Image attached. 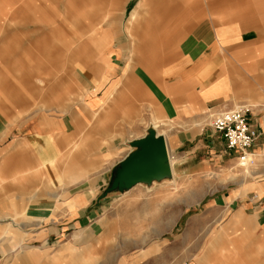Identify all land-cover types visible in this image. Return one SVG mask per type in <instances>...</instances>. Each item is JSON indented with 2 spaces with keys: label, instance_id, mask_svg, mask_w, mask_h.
<instances>
[{
  "label": "rangeland",
  "instance_id": "374dc122",
  "mask_svg": "<svg viewBox=\"0 0 264 264\" xmlns=\"http://www.w3.org/2000/svg\"><path fill=\"white\" fill-rule=\"evenodd\" d=\"M140 1L0 0V264L21 246L35 247L30 264H264V159L243 174L209 125L223 104L206 101L199 67L180 73L207 51L193 36L224 29L256 75L264 0H185L188 12L148 0L137 34L127 23ZM219 51L215 71L243 72ZM164 95L179 114L160 115ZM151 125L173 180L98 201Z\"/></svg>",
  "mask_w": 264,
  "mask_h": 264
},
{
  "label": "crops",
  "instance_id": "0c3cea01",
  "mask_svg": "<svg viewBox=\"0 0 264 264\" xmlns=\"http://www.w3.org/2000/svg\"><path fill=\"white\" fill-rule=\"evenodd\" d=\"M210 1L215 2L218 0H210ZM183 5L185 7L186 12H188V8H187L188 4L185 0H184ZM193 31H195V29H193L191 32ZM201 34L202 32L199 35L195 34L193 36L195 40V44L198 45L197 42L200 40L199 38L209 40L208 48L206 49L207 51H204L203 49V51L200 52L198 56L192 58L193 60L190 61L191 64L188 63L182 67V69L180 70V73L181 71H184L183 72L184 74L186 71H192V69L199 67L198 73H197L199 74V76L197 78H204V81H207V85H205L203 89L201 88L202 89L201 93H203V96L206 98V101L210 103L223 104V107H221L223 109L218 111L216 114L222 111H225V110L234 109L238 106L246 105L250 107L251 124L259 133V137L254 143L250 152L253 154L255 158L264 159V65L262 63H259L255 68L257 70L256 72L257 74L251 75L249 73L251 69L249 66L248 67L246 66L247 65L246 60L247 61L250 60L249 56L252 53L247 52L246 50L235 49L236 47L231 48L229 46L230 44L234 43L231 38L237 37L236 35H231L228 32H226V30L224 29H221L218 31L216 30L213 33L208 32L206 35L205 34L201 35ZM243 35H245L244 32L241 35L242 38H243ZM228 40L230 43L227 42ZM203 45L205 46V42H203ZM225 47H228V48H225ZM221 49L222 51L226 50L227 52L226 54L230 53V55L232 56L235 62L241 63V65H244L242 67L243 72L238 71L236 67H234L232 71H229V69L227 68L223 69V67L220 68V71L217 69H216L217 71H215L213 66L215 65V63L218 62V59L220 58L214 57V54H218L219 52H221L219 51ZM199 51L200 50H198L197 52H193V54L196 55V53H198ZM218 64H221V63H218ZM191 97H192V94H191ZM90 100H91L90 102L85 103L88 109H91L93 107L96 108V106L100 102L98 98H91ZM203 102L204 100L202 98L200 100V103L202 104ZM160 108H161L160 115H162L165 112L169 114L171 113L172 116L179 114V112L175 113L176 106L172 104L170 101H167L166 96H165V102H162ZM184 109L185 110H182L183 113H190L192 111L191 110L192 107L187 108L185 106ZM187 109H189L188 112H187ZM159 122L160 123L158 124L160 125L165 123L164 121H163L164 123H161V121ZM158 124L153 123V125H156V126H158ZM250 170H251V165H250ZM255 176H257V179H258L257 184L260 185L257 188L261 192L264 193V164H262L259 167V169L255 173ZM52 196L56 198L55 195H52ZM35 250H36L35 247H32V246H21L20 250L18 251L16 255L14 264H30L31 263L30 260H33L35 257Z\"/></svg>",
  "mask_w": 264,
  "mask_h": 264
},
{
  "label": "water",
  "instance_id": "95a60500",
  "mask_svg": "<svg viewBox=\"0 0 264 264\" xmlns=\"http://www.w3.org/2000/svg\"><path fill=\"white\" fill-rule=\"evenodd\" d=\"M135 148L113 168L109 186L98 201L123 193L139 183L161 180L172 173L169 150L164 136L150 127L145 136L130 142Z\"/></svg>",
  "mask_w": 264,
  "mask_h": 264
},
{
  "label": "built area",
  "instance_id": "2783aa9c",
  "mask_svg": "<svg viewBox=\"0 0 264 264\" xmlns=\"http://www.w3.org/2000/svg\"><path fill=\"white\" fill-rule=\"evenodd\" d=\"M250 116V107L243 105L215 114L209 124L224 141L227 150L237 153L241 161L253 156L250 150L259 137Z\"/></svg>",
  "mask_w": 264,
  "mask_h": 264
},
{
  "label": "bare ground",
  "instance_id": "6f19581e",
  "mask_svg": "<svg viewBox=\"0 0 264 264\" xmlns=\"http://www.w3.org/2000/svg\"><path fill=\"white\" fill-rule=\"evenodd\" d=\"M160 2V1H159ZM148 3H149V1L148 0H141L140 2H139V4H138V8L130 15V18H129V20H128V23H127V30H129V31H135L137 34L139 33V31H141V28H140V20H142V18L144 17V16H146V13L148 12ZM196 5V4H195ZM195 5H192V7H195ZM177 6V5H176ZM176 6H174V7H171V8H169V9H167V8H157L156 7V11H157V13H160V14H162L161 16H165V15H167V17H170V16H172V15H174V13H176V12H179V10L176 8ZM179 6V5H178ZM152 9V8H151ZM195 9V8H194ZM147 11V12H146ZM149 13V12H148ZM76 26V23H75V25H74V27ZM186 36V35H185ZM185 36L182 38V41H183V39L185 38ZM177 40V39H176ZM103 52V51H102ZM103 54H105V53H102V55H99L98 56V58H97V60L99 61L100 60V58H102L103 57ZM108 59V58H107ZM103 60V59H102ZM39 82L40 83H43L41 80H39ZM153 123H160V122H158L155 118L153 119ZM151 127L152 128H154L152 125H151ZM155 129V128H154ZM156 130V129H155ZM159 135H161V134H159ZM130 143V142H129ZM131 147V146H130ZM135 150V148H132L131 147V152L132 151H134ZM169 161H170V159H169ZM247 164L248 165H250L251 164V157L250 156H248V158L247 159H245V160H243V161H241L240 160V168H242V170H243V174L245 175V174H248V172H247V169H246V166H247ZM244 168V169H243ZM232 180H234L235 179V177H232L231 178ZM171 180H173V171H172V173H171V175L170 176H168V177H165V178H163V179H161V180H155V181H153V182H151V183H139L138 185H141V186H146L147 188H151L152 186H153V184H158V183H163V182H166V181H171ZM115 194H117V193H115ZM29 254V253H28Z\"/></svg>",
  "mask_w": 264,
  "mask_h": 264
}]
</instances>
